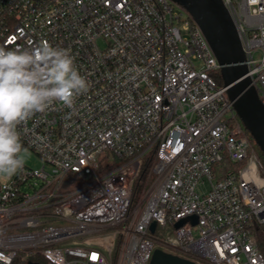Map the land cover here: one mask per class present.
Returning a JSON list of instances; mask_svg holds the SVG:
<instances>
[{"label":"built area","instance_id":"1","mask_svg":"<svg viewBox=\"0 0 264 264\" xmlns=\"http://www.w3.org/2000/svg\"><path fill=\"white\" fill-rule=\"evenodd\" d=\"M223 1L264 105V0ZM41 42L68 49L90 88L74 108L56 104L18 126L43 165L0 181V264H29L32 255L150 264L157 247L203 264H264L252 234L264 223V165L185 7L0 0V46ZM224 160L241 165L217 178ZM146 170L152 181L136 201ZM191 215L197 224L175 227Z\"/></svg>","mask_w":264,"mask_h":264},{"label":"clouds","instance_id":"2","mask_svg":"<svg viewBox=\"0 0 264 264\" xmlns=\"http://www.w3.org/2000/svg\"><path fill=\"white\" fill-rule=\"evenodd\" d=\"M89 88L66 48L47 42L29 48L0 46V181L11 180L25 167L18 126L56 104L74 108Z\"/></svg>","mask_w":264,"mask_h":264},{"label":"water","instance_id":"3","mask_svg":"<svg viewBox=\"0 0 264 264\" xmlns=\"http://www.w3.org/2000/svg\"><path fill=\"white\" fill-rule=\"evenodd\" d=\"M185 7L207 36L221 64V76L235 110L264 154V105L248 75L245 52L236 24L223 0H173ZM197 224V215L176 222ZM157 222L150 229L155 231ZM29 264H43L29 261ZM150 264H203L157 247Z\"/></svg>","mask_w":264,"mask_h":264},{"label":"trees","instance_id":"4","mask_svg":"<svg viewBox=\"0 0 264 264\" xmlns=\"http://www.w3.org/2000/svg\"><path fill=\"white\" fill-rule=\"evenodd\" d=\"M218 79H219V83L221 85H223L224 83H223V79H222L220 72H218ZM248 133H249L251 139L254 141L258 155L260 157V160L264 165V154H263L262 150L260 149L259 145L256 143L253 136L251 135V133L249 132V130H248ZM105 155H109V152H106ZM240 165L241 164H239V163H233L229 160H224L221 163L215 165V167H214V170L216 171L215 176L217 178H219L223 174L228 172L230 169H237ZM150 180H152V177L148 175V170H146L144 172L143 176H141V181L136 183V185H137V187H136V189H137L136 199L139 197L142 189L151 182ZM252 234L256 240L257 245L259 246V248L261 249V251L264 254V223L263 224H255L252 227ZM30 258L33 261L41 262L43 264H48L47 261L44 258H42L41 256L32 255Z\"/></svg>","mask_w":264,"mask_h":264},{"label":"rangeland","instance_id":"5","mask_svg":"<svg viewBox=\"0 0 264 264\" xmlns=\"http://www.w3.org/2000/svg\"><path fill=\"white\" fill-rule=\"evenodd\" d=\"M25 151V156H26V163L24 168H32V169H37L41 168L43 165V160L31 149L24 147ZM152 181V180H150ZM139 200V197L136 199V201ZM174 233V228H165L161 229L159 228L155 235L159 239H164L167 237L168 234H173ZM169 251V250H168Z\"/></svg>","mask_w":264,"mask_h":264}]
</instances>
